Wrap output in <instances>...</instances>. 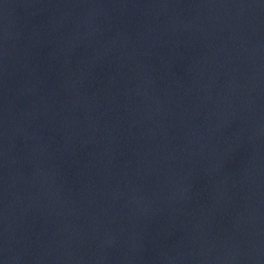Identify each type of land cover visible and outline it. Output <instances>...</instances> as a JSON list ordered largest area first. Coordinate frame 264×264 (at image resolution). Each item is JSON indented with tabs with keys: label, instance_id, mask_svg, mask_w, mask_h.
Returning a JSON list of instances; mask_svg holds the SVG:
<instances>
[{
	"label": "water",
	"instance_id": "water-1",
	"mask_svg": "<svg viewBox=\"0 0 264 264\" xmlns=\"http://www.w3.org/2000/svg\"><path fill=\"white\" fill-rule=\"evenodd\" d=\"M0 264H264V0H0Z\"/></svg>",
	"mask_w": 264,
	"mask_h": 264
}]
</instances>
